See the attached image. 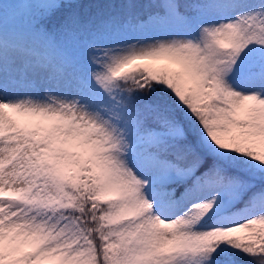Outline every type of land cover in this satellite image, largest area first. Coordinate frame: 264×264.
Here are the masks:
<instances>
[{"label": "snow or ice", "instance_id": "6c2138e0", "mask_svg": "<svg viewBox=\"0 0 264 264\" xmlns=\"http://www.w3.org/2000/svg\"><path fill=\"white\" fill-rule=\"evenodd\" d=\"M0 264H264V0H0Z\"/></svg>", "mask_w": 264, "mask_h": 264}]
</instances>
